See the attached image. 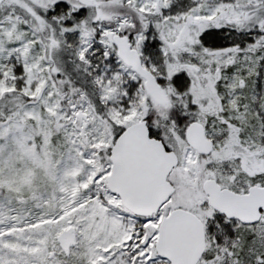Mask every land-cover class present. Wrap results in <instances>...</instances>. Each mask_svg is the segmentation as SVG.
<instances>
[{
  "label": "snow or ice",
  "instance_id": "6c2138e0",
  "mask_svg": "<svg viewBox=\"0 0 264 264\" xmlns=\"http://www.w3.org/2000/svg\"><path fill=\"white\" fill-rule=\"evenodd\" d=\"M21 152L52 186L0 184V264L53 227L44 264H264V0H0Z\"/></svg>",
  "mask_w": 264,
  "mask_h": 264
},
{
  "label": "rangeland",
  "instance_id": "374dc122",
  "mask_svg": "<svg viewBox=\"0 0 264 264\" xmlns=\"http://www.w3.org/2000/svg\"><path fill=\"white\" fill-rule=\"evenodd\" d=\"M0 184L7 188H10L12 193L22 194L24 199H31L32 193L37 190H44L46 187L52 186V176L43 162H38L35 159H29L24 153L13 154L12 158L7 161L3 169L0 170ZM7 207L5 203V208ZM52 211L50 207L48 209ZM36 231L29 229L25 236H20L18 232H13L14 237H18L25 244L30 245L36 240V237L32 233ZM61 232H57L53 228L47 230V236L44 240L39 241L38 248H32L30 251L25 250L15 240L4 242L2 245L7 254L13 255L15 250L16 254L22 256L25 252L29 257H37L38 264H44L46 254L44 253L45 246L48 249H57V242L61 240ZM84 253L77 254L82 256ZM40 256V257H39ZM10 264V261L8 262Z\"/></svg>",
  "mask_w": 264,
  "mask_h": 264
},
{
  "label": "bare ground",
  "instance_id": "6f19581e",
  "mask_svg": "<svg viewBox=\"0 0 264 264\" xmlns=\"http://www.w3.org/2000/svg\"><path fill=\"white\" fill-rule=\"evenodd\" d=\"M27 245H30V243L27 244ZM31 249H32V247H28L27 248V251H30ZM16 252H17V250H15V252L13 253L12 256H14L15 259H13L12 261H10V264H29V259H28L27 252H25L24 255H22V256L16 254Z\"/></svg>",
  "mask_w": 264,
  "mask_h": 264
}]
</instances>
